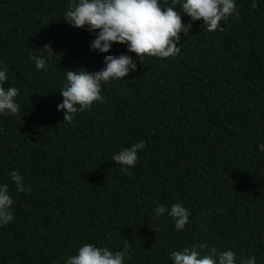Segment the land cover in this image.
<instances>
[{"label": "trees", "instance_id": "obj_1", "mask_svg": "<svg viewBox=\"0 0 264 264\" xmlns=\"http://www.w3.org/2000/svg\"><path fill=\"white\" fill-rule=\"evenodd\" d=\"M71 2L0 0L4 86L19 89L20 104L18 115L0 116V183L15 216L0 227V264H64L85 243L127 246L126 264H172L171 251L201 242L264 264V0L255 10L236 0L223 31L193 22L176 57L138 61L67 124L56 108L64 72L98 71L103 55L126 52L116 43L90 51L94 36L63 19ZM45 45L54 53L37 71L29 57ZM141 140L125 174L111 157ZM11 170L30 195L15 191ZM177 202L190 212L181 231L153 212Z\"/></svg>", "mask_w": 264, "mask_h": 264}, {"label": "clouds", "instance_id": "obj_2", "mask_svg": "<svg viewBox=\"0 0 264 264\" xmlns=\"http://www.w3.org/2000/svg\"><path fill=\"white\" fill-rule=\"evenodd\" d=\"M258 7L252 0L251 8ZM237 15L236 0H170L161 4L160 0H72L63 14L65 22L74 28L85 27L94 36L89 45L90 51L98 54L110 52L113 43L126 46L123 54L103 55V67L98 71L86 69L65 71V82L59 91L62 101L56 105L57 111L63 110V121L71 124L78 113L91 108L93 103H103L102 88L111 81L124 79L137 69L138 61L146 57L173 58L181 52V35L187 36L193 22L202 21L209 33L223 31L221 21ZM182 16L189 18L182 23ZM49 16L43 15L38 21L43 25L49 22ZM41 54L30 56L37 71H48V59L54 53L49 45L39 51ZM47 52V56L44 55ZM128 53H135L136 59ZM9 80L8 67L0 63V116H16L20 112L17 102L19 89L5 87ZM144 141L113 154L111 160L128 173L136 166L138 151L145 149ZM258 151L264 152V143L258 144ZM17 193L31 194V185L16 170L8 173ZM13 199L7 183H0V227L15 220ZM157 217L167 216L174 221V229L181 231L190 223L189 209L181 202L165 206L158 204L153 209ZM204 242L183 247L169 253L172 264H257L256 257L237 258L232 249L221 250L213 246L205 249ZM130 259L127 246L123 250L113 251L105 246L85 243L69 255L64 264H126Z\"/></svg>", "mask_w": 264, "mask_h": 264}]
</instances>
